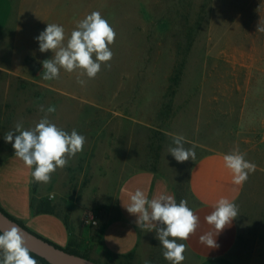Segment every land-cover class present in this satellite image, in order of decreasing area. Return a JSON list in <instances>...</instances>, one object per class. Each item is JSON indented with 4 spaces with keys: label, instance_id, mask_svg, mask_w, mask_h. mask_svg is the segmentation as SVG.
Masks as SVG:
<instances>
[{
    "label": "rangeland",
    "instance_id": "obj_1",
    "mask_svg": "<svg viewBox=\"0 0 264 264\" xmlns=\"http://www.w3.org/2000/svg\"><path fill=\"white\" fill-rule=\"evenodd\" d=\"M101 13L116 32L110 68L85 86L77 71L43 79L36 37L48 23L65 30ZM264 0H0V158L15 153L4 136L16 123L30 129L49 119L86 137L83 151L58 168L49 183L34 181L35 197L58 206L78 250L99 263L128 264L106 254L100 233L114 214L115 193L129 174L160 171L185 184L195 161L168 153L182 135L197 159L234 149L256 165L235 203L239 239L234 253L264 264ZM184 64L179 86L169 90ZM16 133H14L15 136ZM51 197V198H50ZM89 227V228H87ZM159 242V241H158ZM182 243L181 241H178ZM159 264H170L162 255ZM182 264H193L184 253ZM149 253L135 255L145 264ZM2 259V253H0ZM38 264H43L37 261Z\"/></svg>",
    "mask_w": 264,
    "mask_h": 264
},
{
    "label": "clouds",
    "instance_id": "obj_2",
    "mask_svg": "<svg viewBox=\"0 0 264 264\" xmlns=\"http://www.w3.org/2000/svg\"><path fill=\"white\" fill-rule=\"evenodd\" d=\"M258 31L264 32V27H258ZM116 35L113 27L98 11H93L77 23L66 44L64 28L48 23L46 29L36 37L40 52L51 50L54 53L51 59L42 62L43 79H58L61 68L69 73L79 70L77 83L85 86L87 80L84 77L94 79L101 71L102 64L110 68L108 62L114 53L109 46L114 43ZM55 110L54 106L45 108L40 105L39 111L44 115L34 127L24 129L21 123H16L14 130L4 136L5 141L12 144L15 156L27 167L34 166L31 175L35 182L49 183L51 175L58 168L66 167L69 159L82 152L86 143V137L75 129L69 134L49 119V114ZM185 142L182 135L174 136V146L168 148V153L179 163L189 159L196 161L195 145L186 148ZM223 159L233 174L232 183L235 185L245 183L249 174L256 170V165L247 161L245 154L238 149L225 154ZM128 198L129 202L124 206L129 214L137 217V226L149 231L154 229L162 245L164 259L170 264H182L187 245L178 241H187L199 226V217L188 207V201L181 199L177 203L174 196L165 193L148 199L139 188L129 192ZM238 215V205L227 198H220L211 214L205 217L214 231L201 235L200 243L208 248H217L216 236ZM0 253V264H38L25 246L22 230L16 225L0 232ZM145 264L150 262L146 260Z\"/></svg>",
    "mask_w": 264,
    "mask_h": 264
},
{
    "label": "crops",
    "instance_id": "obj_3",
    "mask_svg": "<svg viewBox=\"0 0 264 264\" xmlns=\"http://www.w3.org/2000/svg\"><path fill=\"white\" fill-rule=\"evenodd\" d=\"M225 154H205L193 163L188 173V207L199 217V226L195 234L181 242L187 245L186 252L192 256L193 264H253L252 260L234 253L239 239L236 219L216 236L217 248H208L199 241L201 235L214 231L205 217L211 214L218 200L224 197L236 203L245 190V183H232L233 174L223 159ZM32 171L34 166L27 167L15 153L0 158V207L33 233L65 249L71 235L63 219L55 214H35L32 209L35 197ZM137 188L148 199L165 193L179 203L175 183L163 172L142 169L127 175L117 187L114 214L103 225L101 246L112 257L149 253L150 264H159L155 262L161 261L156 231L139 228L135 222L137 217L129 214L124 206L129 202L128 193Z\"/></svg>",
    "mask_w": 264,
    "mask_h": 264
},
{
    "label": "water",
    "instance_id": "obj_4",
    "mask_svg": "<svg viewBox=\"0 0 264 264\" xmlns=\"http://www.w3.org/2000/svg\"><path fill=\"white\" fill-rule=\"evenodd\" d=\"M11 225H16L22 230L25 238V246L29 248L30 252L43 258L49 264H100L81 255L72 254L64 248L53 245L46 239L25 228L18 221L10 218L0 209V232Z\"/></svg>",
    "mask_w": 264,
    "mask_h": 264
},
{
    "label": "trees",
    "instance_id": "obj_5",
    "mask_svg": "<svg viewBox=\"0 0 264 264\" xmlns=\"http://www.w3.org/2000/svg\"><path fill=\"white\" fill-rule=\"evenodd\" d=\"M183 68H184V64L181 63L179 66H176V68L174 69V73H173V76H171L170 78V86H169V90H171L172 92L174 91V93H170L172 95L175 94L176 92V88L179 86L180 84V81H181V77H182V74H183ZM177 187V197H178V201H180L181 199H186L188 200V196H189V192H188V185H187V180L185 182V184H181L180 186L176 185ZM0 209L6 214L8 215L10 218L18 221L17 219L13 218L12 216H10L9 214H7L1 207ZM32 209L34 211L35 214H55L59 217H61L65 223V225L67 226L69 232H70V235H71V238H70V241H69V245L67 248H65L68 252L72 253V254H76V255H81L87 259H90L88 258V256L86 254H81L80 251L78 250V246L79 244L76 243L75 241H73L72 239V234H71V231L67 225V222L66 220L61 216L59 210H58V206L57 204H55L51 199L47 198V197H33V201H32ZM19 223H21L20 221H18ZM22 224V223H21ZM23 225V224H22ZM24 226V225H23ZM25 227V226H24ZM27 228V227H25ZM89 228V227H87ZM28 229V228H27ZM102 229L103 227L101 228V232L99 231H95L96 233H102ZM32 232V231H31ZM37 235V234H36ZM48 241V240H47ZM51 243V242H50ZM53 244V243H52ZM54 245V244H53ZM56 246V245H55ZM58 247V246H57ZM30 254L33 256V258H35L37 261L43 263V264H49L46 260H44L43 258L33 254L30 252ZM123 258H127L129 260V263L128 264H132V261L133 259L135 258L134 257V253H130L128 255H125V256H122ZM99 263V262H98ZM100 264H106V263H100Z\"/></svg>",
    "mask_w": 264,
    "mask_h": 264
}]
</instances>
